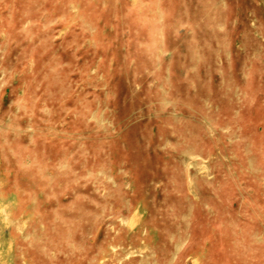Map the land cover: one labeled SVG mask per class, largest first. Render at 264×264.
Wrapping results in <instances>:
<instances>
[{
	"label": "rangeland",
	"instance_id": "374dc122",
	"mask_svg": "<svg viewBox=\"0 0 264 264\" xmlns=\"http://www.w3.org/2000/svg\"><path fill=\"white\" fill-rule=\"evenodd\" d=\"M0 264H264V0H0Z\"/></svg>",
	"mask_w": 264,
	"mask_h": 264
}]
</instances>
